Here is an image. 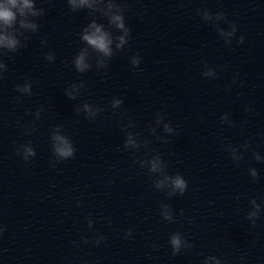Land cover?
<instances>
[{
    "label": "water",
    "instance_id": "water-1",
    "mask_svg": "<svg viewBox=\"0 0 264 264\" xmlns=\"http://www.w3.org/2000/svg\"><path fill=\"white\" fill-rule=\"evenodd\" d=\"M107 2L34 0L35 30L6 29L0 264H264V0H112L120 48ZM92 20L110 56L81 39Z\"/></svg>",
    "mask_w": 264,
    "mask_h": 264
},
{
    "label": "clouds",
    "instance_id": "clouds-1",
    "mask_svg": "<svg viewBox=\"0 0 264 264\" xmlns=\"http://www.w3.org/2000/svg\"><path fill=\"white\" fill-rule=\"evenodd\" d=\"M102 0H68V4L73 11L77 9H96L98 4H101ZM104 14L108 16L109 22L115 25L116 28L120 29L123 34L116 37L118 43L116 44L117 48H120L125 42L128 35V29L125 26V19L123 12L120 10V5L114 4L112 0H108L106 5L103 8ZM31 13L33 16L37 15V12L34 8V0H0V47H5L8 49H15L18 45V40L10 35L7 32V27L13 25L14 22L17 20V14L21 19L19 20V24L22 28H32L35 30L36 24L29 22L26 18L27 15ZM207 16V13L205 14ZM219 18V17H218ZM236 32V25H232V31L224 33L221 30L222 34H227L229 36L233 35ZM81 39L87 43V45L91 46L98 52L102 53L104 56H110L112 54L111 45L113 43V37L111 33L105 30L102 24L96 22V20H92L86 27H84ZM239 43L244 42V36L241 35L239 38ZM49 60H52L53 57L49 55L47 57ZM75 67L78 71H85L89 65L86 62L85 52L79 53L74 58ZM138 63V57L133 59V64ZM0 68H3V65L0 64ZM29 85H24L21 88V91H27ZM71 96V93H68ZM116 104H119L120 101H115ZM87 110L92 111L87 104L84 106ZM53 140L55 141L54 144V151L58 157L67 158L73 155L74 149L71 142L64 136L54 135ZM129 143H133L131 136H129ZM29 155H34V152L31 148H27L25 150V160H27ZM159 167V159L156 158L152 161V170H157ZM172 184L175 189H179L182 193L186 187L185 180L177 175L172 178ZM89 227H91V221H89ZM3 232V228L0 227V233ZM131 234V229H129L127 235ZM103 236H98L95 239V243H99L103 240ZM86 240V238H85ZM170 242L173 246V250L179 248L181 244L180 237L178 235H173L170 238ZM219 264V262H217Z\"/></svg>",
    "mask_w": 264,
    "mask_h": 264
}]
</instances>
